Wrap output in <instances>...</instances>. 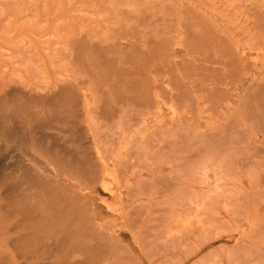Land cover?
I'll use <instances>...</instances> for the list:
<instances>
[{
	"label": "rangeland",
	"instance_id": "1",
	"mask_svg": "<svg viewBox=\"0 0 264 264\" xmlns=\"http://www.w3.org/2000/svg\"><path fill=\"white\" fill-rule=\"evenodd\" d=\"M263 20L264 0H0L1 213L87 195L108 229L43 225L15 264H264Z\"/></svg>",
	"mask_w": 264,
	"mask_h": 264
},
{
	"label": "bare ground",
	"instance_id": "2",
	"mask_svg": "<svg viewBox=\"0 0 264 264\" xmlns=\"http://www.w3.org/2000/svg\"><path fill=\"white\" fill-rule=\"evenodd\" d=\"M261 18V17H260ZM263 19V18H262ZM264 21V20H263ZM264 25V22H262ZM264 34V33H263ZM110 41V40H109ZM153 78V77H152ZM68 80V79H66ZM63 81V80H61ZM69 82V81H68ZM73 82V81H72ZM82 83V82H81ZM65 84V82H64ZM70 84V83H69ZM67 84V85H69ZM77 84V83H76ZM72 85V84H71ZM60 86V85H59ZM80 86V85H79ZM78 86V88L80 89V87ZM41 88V87H40ZM83 88V87H82ZM82 90V89H80ZM113 99V98H112ZM104 100V99H103ZM118 100V99H117ZM114 102V99L111 100ZM68 102V101H66ZM56 105V104H55ZM97 106V105H96ZM99 107V106H97ZM119 107V106H118ZM117 107V108H118ZM95 108V107H94ZM116 108V107H115ZM103 109V108H102ZM104 111V110H103ZM111 111V110H110ZM109 111V112H110ZM102 113V112H101ZM54 114V113H53ZM25 115V114H24ZM36 115V114H35ZM52 115V114H51ZM55 115V114H54ZM85 115V114H84ZM106 115V113H105ZM45 116H47L45 114ZM49 116V115H48ZM59 116V115H58ZM98 116V115H97ZM103 116V115H101ZM37 116H35L36 118ZM61 117V116H60ZM42 118V117H41ZM40 118V119H41ZM47 118V117H45ZM57 118V117H55ZM59 118V117H58ZM63 118V117H62ZM27 119V118H25ZM39 119V117H38ZM61 119V118H59ZM104 119V118H103ZM33 120V119H31ZM45 120V119H43ZM48 120V119H47ZM37 121V120H36ZM34 121V122H36ZM55 121V120H54ZM66 121V120H65ZM68 121V120H67ZM8 122V120H7ZM18 122V121H17ZM28 122V121H27ZM39 122V121H37ZM43 122V121H42ZM41 122V123H42ZM83 122L82 120L80 121V123ZM40 123V122H39ZM40 123V124H41ZM46 123L48 124L49 122L46 121ZM55 123V122H54ZM60 123V122H59ZM67 123V122H66ZM11 124V123H10ZM34 124V123H33ZM46 124V125H47ZM19 125V124H18ZM50 125V124H49ZM48 126V125H47ZM46 126V127H47ZM13 127V126H12ZM21 128V127H20ZM48 128V127H47ZM49 129V128H48ZM87 137V136H86ZM88 139V138H87ZM7 141V140H6ZM4 142V141H3ZM2 143V142H1ZM19 144V143H18ZM19 146V145H17ZM20 147V146H19ZM22 147V146H21ZM19 150V149H18ZM25 150V149H24ZM1 151V150H0ZM27 151V150H26ZM28 152V151H27ZM25 153V152H24ZM23 153V154H24ZM25 155V154H24ZM25 157V156H24ZM31 157V156H30ZM29 158V157H28ZM35 158V157H34ZM33 158V159H34ZM91 158V157H90ZM30 159V158H29ZM22 160V159H21ZM26 160V157H25ZM32 161V160H30ZM21 162V161H20ZM52 162V161H51ZM98 162V161H97ZM96 162V163H97ZM5 163V162H4ZM74 163V162H73ZM86 163V162H85ZM102 163V162H101ZM23 164V163H22ZM82 164V163H80ZM105 164V163H103ZM9 165V164H7ZM40 165V164H39ZM98 165V164H97ZM16 167V166H15ZM14 167V168H15ZM18 167V165H17ZM19 167H22V165H20ZM18 167V168H19ZM46 167V166H45ZM54 167V165H53ZM57 167V166H56ZM59 167V166H58ZM25 169V167H23ZM22 168V169H23ZM30 168V167H29ZM40 168V167H39ZM82 168V167H81ZM87 168V167H86ZM21 168L19 170H22ZM31 169V168H30ZM41 169V168H40ZM44 169V168H43ZM47 170V168H45ZM44 169V170H45ZM53 170H55V168H52ZM18 170V171H19ZM33 170V169H32ZM35 170V169H34ZM57 170V168H56ZM66 170V169H65ZM24 171V170H23ZM26 171V170H25ZM28 173V171H26ZM26 172L24 173V175L26 176ZM31 172V170H30ZM47 172H50L47 170ZM70 173V170L67 171H62V173ZM33 173V172H32ZM38 172H35V174H37ZM51 173V172H50ZM49 173V174H50ZM90 173V172H89ZM22 174V173H21ZM53 174V172H52ZM24 175L22 176V178L24 177ZM30 175L32 174H27V181L29 184L31 183L30 181L33 182L34 178H31L33 176L30 177ZM55 175V174H53ZM101 175H97L98 179H100ZM25 178V177H24ZM79 178V177H78ZM29 179V180H28ZM33 179V180H31ZM80 179V178H79ZM81 183H83L84 185H87L89 188L91 187V183L88 184L89 182L85 181V179L81 178ZM22 181H25V179ZM20 180V184L22 182ZM34 183V182H33ZM18 184V183H17ZM32 184V183H31ZM30 184V185H31ZM86 186V188H87ZM94 186V185H93ZM74 199V197L72 198ZM77 199V201L80 200V209L81 211H75V210H71L70 208H68L69 210L63 208L62 205V210L57 213L55 211L51 212H47L44 211L42 213L39 214H35L33 213V216L31 217H22V218H15V216L13 215V212L8 211L5 214L1 213V209H0V264H2V262H4V258L5 255H7L11 262L13 264H15V255H18V253H15L17 251V249L19 247H23V248H19L22 251V254L19 253V255H22L21 257L24 256V261H26L29 257H32V254L27 250V245L31 242L32 238L34 235H37L39 233H41L42 231H44V229L41 227L43 225L49 224L51 226H56L54 229V231H58L59 235H58V239H63L65 237L67 238H77V235H95V234H99L98 238H100L101 240L104 239V236L108 234V229L106 225H102L99 222V218L98 215L95 211V207L93 205V202L89 199V197H87V195H80ZM47 198L43 199L41 198L38 201V204L40 206H43V204L46 205L47 202ZM13 203V202H12ZM37 204V205H38ZM38 205V206H39ZM10 208V207H8ZM6 208V209H8ZM3 209V208H2ZM5 209V210H6ZM12 209V207L10 208ZM13 210V209H12ZM29 215V214H28ZM65 216H69L68 219H59L60 217H65ZM36 233V234H35ZM110 233V232H109ZM79 236V238L81 237ZM109 237V236H108ZM113 238V237H112ZM110 237V239H112ZM14 242H16L14 244ZM110 242V241H108ZM106 244V242H104ZM116 244V243H115ZM91 246V245H90ZM96 246V245H95ZM103 247L106 248V245H102ZM18 247V248H17ZM25 249V250H24ZM89 250V249H88ZM108 250V249H107ZM47 251V250H46ZM36 253V252H35ZM35 258V256H34ZM46 260V259H45ZM48 260V259H47Z\"/></svg>",
	"mask_w": 264,
	"mask_h": 264
}]
</instances>
